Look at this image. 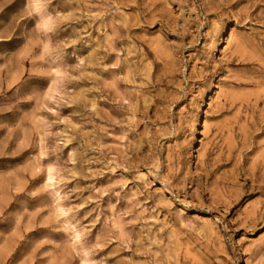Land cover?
Listing matches in <instances>:
<instances>
[{"label":"rangeland","instance_id":"obj_1","mask_svg":"<svg viewBox=\"0 0 264 264\" xmlns=\"http://www.w3.org/2000/svg\"><path fill=\"white\" fill-rule=\"evenodd\" d=\"M0 264H264V0H0Z\"/></svg>","mask_w":264,"mask_h":264},{"label":"bare ground","instance_id":"obj_2","mask_svg":"<svg viewBox=\"0 0 264 264\" xmlns=\"http://www.w3.org/2000/svg\"><path fill=\"white\" fill-rule=\"evenodd\" d=\"M205 123V122H204Z\"/></svg>","mask_w":264,"mask_h":264}]
</instances>
